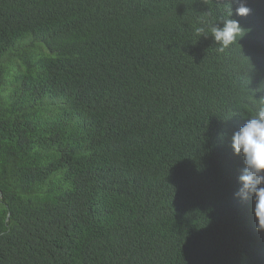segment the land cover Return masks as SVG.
Returning <instances> with one entry per match:
<instances>
[{
	"label": "trees",
	"instance_id": "16d2710c",
	"mask_svg": "<svg viewBox=\"0 0 264 264\" xmlns=\"http://www.w3.org/2000/svg\"><path fill=\"white\" fill-rule=\"evenodd\" d=\"M245 4L0 0V264H264L231 147L264 98ZM228 6L218 53L194 29Z\"/></svg>",
	"mask_w": 264,
	"mask_h": 264
},
{
	"label": "clouds",
	"instance_id": "9594fccd",
	"mask_svg": "<svg viewBox=\"0 0 264 264\" xmlns=\"http://www.w3.org/2000/svg\"><path fill=\"white\" fill-rule=\"evenodd\" d=\"M249 11L245 0H239L235 14L243 17L248 15ZM231 16L232 10L228 6L226 17L195 27L194 32L199 37H207L210 34L218 45L217 52L224 53L244 35V29L237 20L230 18ZM259 101L255 115L232 136L231 147L234 154L243 157L245 165L239 176L241 187L236 195L243 200H254L257 230L264 231V98Z\"/></svg>",
	"mask_w": 264,
	"mask_h": 264
}]
</instances>
